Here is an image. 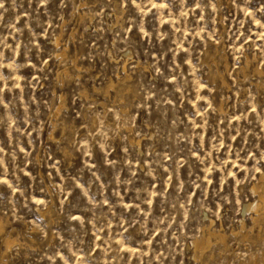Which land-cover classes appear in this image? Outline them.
Here are the masks:
<instances>
[{"label":"rangeland","instance_id":"374dc122","mask_svg":"<svg viewBox=\"0 0 264 264\" xmlns=\"http://www.w3.org/2000/svg\"><path fill=\"white\" fill-rule=\"evenodd\" d=\"M260 194L264 0H0V264H264Z\"/></svg>","mask_w":264,"mask_h":264},{"label":"bare ground","instance_id":"6f19581e","mask_svg":"<svg viewBox=\"0 0 264 264\" xmlns=\"http://www.w3.org/2000/svg\"><path fill=\"white\" fill-rule=\"evenodd\" d=\"M54 42V41H53ZM55 44V43H54ZM58 49V48H57ZM63 50V49H62ZM65 50V49H64ZM61 52V51H60ZM64 54V53H63ZM60 56H63V55H61L60 54ZM73 65V64H72ZM78 66V65H77ZM70 68V67H69ZM68 68V69H69ZM65 70H67V68L65 69ZM79 70V69H78ZM125 70V69H124ZM66 73H67V71H65ZM75 72V71H74ZM70 74V73H69ZM126 74V73H125ZM70 76V75H69ZM126 76V75H125ZM127 78L129 77V75L128 76H126ZM120 78V77H119ZM119 80V79H118ZM112 81V80H111ZM115 82V81H114ZM115 85V84H114ZM123 85V84H122ZM124 86V85H123ZM114 87V86H113ZM130 87V86H129ZM112 90V89H111ZM127 90V89H126ZM130 90V89H129ZM108 91V90H107ZM122 93V92H121ZM134 140V139H133ZM134 142H137V144H138V141H134ZM140 142V141H139ZM133 143V142H132ZM134 144V143H133ZM136 144V145H137ZM263 185V184H262ZM254 188V187H253ZM254 190L255 191H258L259 190V188L258 187H255L254 188ZM258 198V197H257ZM258 202V201H257ZM248 208H250V209H254V211H255V209H256V211L258 210V211H260L259 209H261V210H264V197L260 194V202H258V203H256V204H253V205H250ZM260 214V213H259ZM263 215V214H262ZM262 215L260 214V215H258V217L257 218H254V221H258L261 217H262ZM255 216H257V215H255ZM262 220V219H261ZM3 230V224L0 222V232ZM213 237H215V238H217V239H219L220 241H222V244H223V242H225L226 241V234L224 233V232H219V231H212V230H209L208 231V237H207V235L205 234V236H203V238L202 239H200V240H197L196 242H194L195 243V246H196V248H197V251H198V253L200 254V255H203L204 254V252H205V250H206V247H207V245H209L210 243H211V239L213 238ZM219 241V242H220ZM15 243V240H13V239H11V238H9V239H7L6 240V245H7V247H8V249H10L12 246H13V244ZM194 245V244H193ZM226 247V246H225ZM198 257V256H197Z\"/></svg>","mask_w":264,"mask_h":264}]
</instances>
